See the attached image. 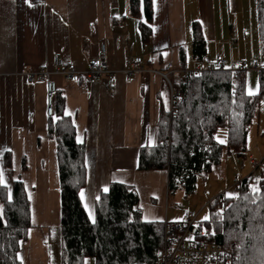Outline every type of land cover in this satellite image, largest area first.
Returning a JSON list of instances; mask_svg holds the SVG:
<instances>
[{
    "label": "crops",
    "instance_id": "crops-1",
    "mask_svg": "<svg viewBox=\"0 0 264 264\" xmlns=\"http://www.w3.org/2000/svg\"><path fill=\"white\" fill-rule=\"evenodd\" d=\"M152 1L148 23L143 9L138 17L132 14L129 0H0V173L9 189L22 181L31 203L32 227L18 254L22 264L61 261L57 145L48 136L46 83L30 82V74L53 71L58 57L83 70L98 57L100 44H107L112 81L102 76L88 84L82 77L74 83L52 75L65 95L64 114L73 119L77 141L86 146L87 186L81 199L93 219L95 201L112 182L133 186L143 220L163 224L174 222L167 206L168 173L138 170L140 149L154 144L161 106L169 104L167 82L151 70L169 63L182 70L181 50L187 69L195 67V22L207 44L201 60L222 55L230 62L259 61L257 0ZM140 21L151 28L147 43ZM126 55L141 57L150 71L129 78ZM252 81L247 76L246 92Z\"/></svg>",
    "mask_w": 264,
    "mask_h": 264
},
{
    "label": "trees",
    "instance_id": "trees-1",
    "mask_svg": "<svg viewBox=\"0 0 264 264\" xmlns=\"http://www.w3.org/2000/svg\"><path fill=\"white\" fill-rule=\"evenodd\" d=\"M138 17L143 9L148 23L153 19L152 0H129ZM258 30L264 56V0H257ZM142 41L150 39L151 28L140 21ZM193 56L198 61L207 53L200 23L193 24ZM181 68L187 69L181 50ZM246 72H208L188 76L177 88L185 101L177 114L170 115L169 104L162 105L153 145L140 149L138 170L166 171L168 192L183 190L192 195L199 179L206 180L217 169L224 151L243 158L247 152L249 128L264 102V70L259 72V93L247 95ZM57 119L49 118L48 136L57 145L61 192L60 264H158L163 244V224L146 222L140 198L133 186L112 182L94 204L91 219L81 199L87 186L86 146L76 138L71 117L65 116V95H56ZM220 128L228 131V144L216 139ZM7 167L11 156L8 153ZM23 168L26 169L24 159ZM258 191H253V189ZM239 194L221 196L210 203V219L202 224L212 232L207 239L232 250L237 264H264V180L252 184L249 178L239 184ZM31 203L24 183L11 188L0 184V264H22L20 244L31 229ZM214 233V234H213Z\"/></svg>",
    "mask_w": 264,
    "mask_h": 264
},
{
    "label": "built area",
    "instance_id": "built-area-1",
    "mask_svg": "<svg viewBox=\"0 0 264 264\" xmlns=\"http://www.w3.org/2000/svg\"><path fill=\"white\" fill-rule=\"evenodd\" d=\"M108 47L106 43H101L98 57L88 62L87 68L78 70L73 63H66L58 57L54 62V70H41L29 75V81L34 83L43 80L46 83V115L49 118L57 119L56 115V95L59 91L58 84L52 79L53 74L63 76L74 83H79L83 77L88 84H92L100 77L106 76L111 81L114 78L113 71L108 63ZM124 72L129 78L144 74L150 70L144 66L141 57H131L126 55L123 60ZM248 70H264V61L240 59L230 62L222 55H217L215 59L204 61L198 60L193 69L177 70L171 63L161 70H151L162 77L168 84L170 115L177 114V108L185 101L184 94L174 85L175 75L178 73L179 81L185 82L188 76L199 77L208 72H246ZM254 170L260 171L264 176V158L260 161L252 160ZM235 183L236 195L239 194V184ZM225 204V195L222 194L219 202L221 211ZM207 233V234H205ZM212 232L198 222V213L195 211L186 212L177 222L163 223V244L160 252L158 264H237L235 253L220 245L213 244L207 239Z\"/></svg>",
    "mask_w": 264,
    "mask_h": 264
},
{
    "label": "rangeland",
    "instance_id": "rangeland-1",
    "mask_svg": "<svg viewBox=\"0 0 264 264\" xmlns=\"http://www.w3.org/2000/svg\"><path fill=\"white\" fill-rule=\"evenodd\" d=\"M246 24L249 25V22L246 21ZM256 59H258L260 63L264 60L261 52H259L258 58ZM259 72L260 71L255 70L246 71L245 79L247 80V76H249L250 82L253 78L249 88L252 92L256 93L255 95H257L260 90ZM177 84V81H174V85L177 86ZM247 95H249V91H247ZM228 137L229 134L225 128H220L216 133L218 142L219 140L225 141V143H221L223 145L228 144ZM263 158L264 102L260 105L259 115L249 128L246 156L241 158L234 152H229L226 149L221 165L215 169L206 180H202L198 183L197 190L194 194L187 195L183 190H178L175 193L169 194L167 206L170 208V219L177 222L185 212L195 211L198 213V221H208L210 219V203L222 194L225 195V198H233L236 195L235 183L237 181L239 182L249 178L254 185L260 180H264V176H262L261 172L254 170L252 165V160L260 161ZM228 194H232V196ZM205 216L209 217V219L204 220ZM53 240H55V237ZM56 240H60V235H58Z\"/></svg>",
    "mask_w": 264,
    "mask_h": 264
},
{
    "label": "snow or ice",
    "instance_id": "snow-or-ice-1",
    "mask_svg": "<svg viewBox=\"0 0 264 264\" xmlns=\"http://www.w3.org/2000/svg\"><path fill=\"white\" fill-rule=\"evenodd\" d=\"M26 2H27V0H26ZM31 6V5H30ZM256 93H254V92H252L251 90H249V95H255ZM219 139V138H218ZM219 143H225V141L224 140H219ZM0 184H4V186L5 187H7V185H6V183H5V181H4V177H3V173H0ZM105 191H107V188H105ZM253 191L255 192V191H258V189H253ZM229 196H232V194H228ZM81 197L83 198V193H81ZM209 219V217H207V216H205L204 217V220H208ZM205 234H207V233H205ZM214 234V233H213ZM85 264H87V262H85Z\"/></svg>",
    "mask_w": 264,
    "mask_h": 264
}]
</instances>
